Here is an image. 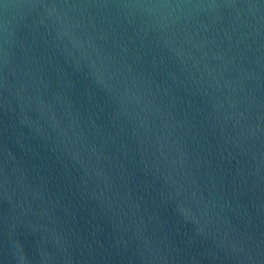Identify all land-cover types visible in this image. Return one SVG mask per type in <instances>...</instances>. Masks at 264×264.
Listing matches in <instances>:
<instances>
[{"label": "water", "instance_id": "1", "mask_svg": "<svg viewBox=\"0 0 264 264\" xmlns=\"http://www.w3.org/2000/svg\"><path fill=\"white\" fill-rule=\"evenodd\" d=\"M0 264H264V0H0Z\"/></svg>", "mask_w": 264, "mask_h": 264}]
</instances>
